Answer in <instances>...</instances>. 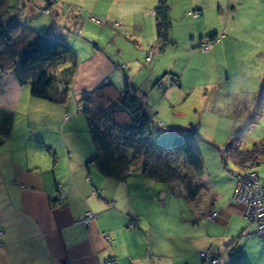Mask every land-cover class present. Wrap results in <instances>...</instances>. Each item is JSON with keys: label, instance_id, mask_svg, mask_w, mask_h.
Returning a JSON list of instances; mask_svg holds the SVG:
<instances>
[{"label": "crops", "instance_id": "crops-1", "mask_svg": "<svg viewBox=\"0 0 264 264\" xmlns=\"http://www.w3.org/2000/svg\"><path fill=\"white\" fill-rule=\"evenodd\" d=\"M159 1L153 0L149 7L145 6L147 0H133L126 5L129 8L121 12L125 18L130 11L141 10V19L126 22L132 35L114 31L113 40L98 49L78 42L74 35L77 28L70 29L66 24L58 28L60 23H66V18L53 21L51 30L37 31L60 37L76 54V67L62 68L48 89L20 85L16 78L20 56L5 55L0 49V118L7 114L12 117L9 133L0 137V264H106L109 260L117 264H212L202 259L205 252L222 258L220 264H264V259H256V255H264V243L257 242L253 226L243 219V206L232 201L234 180L227 177L222 185L210 181L214 175L215 180L223 175L216 171L215 161L213 172L207 177L199 174L192 185L174 183L166 187L144 178L140 172L131 174L124 183H116L101 176L93 165L86 166L95 151L78 107L93 89L111 83L122 90L128 84L144 95V105L151 116L153 112L157 114L155 102L159 99L155 98L160 97V81L166 83V88L181 86L189 75L188 64L199 56L213 63L235 51L236 41L228 30L237 15L238 0H169L171 24L163 50L156 44L153 14ZM114 3L96 0L91 6L97 15L110 18ZM148 12L149 18H143V13ZM12 16L10 12L0 16V31L13 20L33 29L27 24L31 25L34 14L22 19ZM208 18L212 30L199 32L198 27ZM219 32L226 36L202 53L198 49L201 39ZM107 33L110 35L111 31ZM90 39L99 45V37ZM117 43L118 52H111L110 44L116 47ZM172 43L177 60L159 67L161 59L155 63L154 56L172 48ZM130 49L134 53L128 54ZM104 52L115 55L111 59ZM149 52L152 59L147 62ZM80 53L85 57L82 60ZM259 60L263 65L264 55ZM210 68L211 72H203L202 77L210 74L216 81L206 85L205 95L229 77L228 73L213 72V65ZM201 73L199 70L192 79L196 81ZM165 76L175 83L164 80ZM164 88L162 83L160 89ZM163 96L170 97V91ZM27 102L33 107L35 123L18 131L16 114L24 111ZM251 105L247 106L249 113ZM168 124L169 129L162 130L153 121L161 132L180 130ZM116 136L120 146L126 140L145 141L141 134ZM156 136L151 137L155 140ZM151 137L145 143L152 152ZM139 156L141 164L152 163L149 154ZM256 173L264 183V174ZM190 187L195 191L191 200L187 197ZM56 192L64 195L61 207L53 205ZM87 211L93 212L94 218L85 225L80 218ZM209 212L215 213L212 220L206 219ZM243 234L250 237L239 239ZM250 252L255 253L252 259Z\"/></svg>", "mask_w": 264, "mask_h": 264}, {"label": "rangeland", "instance_id": "rangeland-1", "mask_svg": "<svg viewBox=\"0 0 264 264\" xmlns=\"http://www.w3.org/2000/svg\"><path fill=\"white\" fill-rule=\"evenodd\" d=\"M95 1L96 0H7L8 11L3 13L2 16L10 12L13 15L12 17L15 18V16H19V18L22 19V16H26L25 18H27L31 14H34L31 20L36 23L37 26L32 22L30 23L31 25L27 24V26L32 27L39 33H44L47 29L51 30L50 27L54 25L53 21L66 18L68 19L66 23L59 22L61 25H57L58 28L65 24L70 29L73 27L77 28V32L74 33L76 39H78L77 41L90 45L92 49H98L107 42L109 44V40H113L112 32L114 31L119 32L123 30L125 33L128 32V34L132 35V29L126 27V22H128L127 20L133 22V20L141 19V10L137 8L136 10L130 11L126 18L121 15V12L124 11L125 8H129L126 7V5L129 6L133 0H114L116 4L114 3L113 5L114 11L110 13V18L97 15L96 10L93 9L94 5L91 6ZM152 1L153 0H147L148 3H146L145 6L149 7V3H152ZM237 3V15L234 18V24H232V27L228 30L236 41L234 42L235 51L233 53L229 52L230 55L228 58L223 55L220 59L214 60L213 63L208 61L209 59H205V62L199 56L198 60H193L192 63L190 62L188 64L187 70L189 75L183 80L186 82H183L181 86L170 85L171 87L168 86L167 89L166 83L162 82L163 87L165 84V88L160 89L157 87L160 97L155 98L159 99L155 102L157 114L154 112L151 113L152 120L157 124V127L162 130H167L169 122L174 126L173 128L178 129L188 128L190 123H195L199 126V137L194 139L193 142L199 150L203 161V168L200 175L203 174L204 177L210 175L214 168L213 161H215L216 167L218 168L216 171L223 174V179L219 177L218 180H215V175L210 178V181L212 180V183L215 185H222L221 182H224L225 178H231V171H240L230 160H227L226 165L221 163L218 151L223 150V147L227 144L231 135L241 126H244L245 122L250 118L254 110V102L252 105L251 102L255 99V95L258 93L264 76V64L262 65V60H259L264 55V0H238ZM47 6L50 9H48ZM91 9L93 10L91 11ZM145 15H147L148 19V16L151 14L149 12L146 14L143 13V18ZM219 23L220 22H218V24ZM201 24L202 26L198 27L199 32H202V29L204 31L206 28H209L210 32V30H212L210 28H213L209 18ZM133 28L135 29V26H133ZM107 30L111 31L110 35L107 33ZM91 36L99 37V45L95 40L90 39ZM183 36L184 34L181 35V37ZM218 36V41L211 43L209 50L213 45L218 44L226 35L224 36V34L219 32ZM207 38L204 37L201 39V43L204 41L207 42L209 39ZM113 45L114 44H110L111 52L113 50L117 53L119 45L118 43L116 47ZM174 48L175 45L172 43V48L166 50L165 53L156 54L154 56V62L156 63L161 59L159 67L162 68L170 66L173 62L175 63L177 55ZM111 52L104 53L113 59L112 56L115 54ZM127 52L128 54L134 53L132 49ZM201 52L206 53L207 51ZM80 54L81 60L85 58L82 53ZM211 65L215 66L213 72L218 71L217 74L228 73L229 77L218 85L214 91L206 93L205 95L206 85L210 84L211 86L212 83L216 81L215 77H209L211 76L210 74L202 77L203 72H211ZM199 70L202 72L198 74L200 78L194 81L192 78ZM195 85L196 88L194 87ZM190 87H194V89H190ZM214 87L215 86H213V88ZM169 91L170 97H164L163 95ZM249 105H251L252 108L250 113L247 108ZM45 115L46 113L44 116ZM65 116L68 115H64V117ZM33 118V107H30L27 102L24 111H19L16 114L15 121L18 131H22L24 128L29 129V123H35ZM54 119L57 121V117ZM172 120L174 121L172 122ZM44 121L45 120H42V124ZM159 128L157 129L151 125L150 129L144 134L145 141L138 139L136 136L137 140L135 142V147L133 146V149L129 147V150L137 148L139 152L144 155L147 153L146 139L150 141L151 136L157 135L155 140L151 137V141L158 145V149H160L158 152L161 153L157 154V152H151L150 156L152 161L159 159L158 162H163L166 160L164 164L174 166L175 159L171 158L172 156H170V154L165 153V151L170 149L172 136L168 133L159 131ZM262 140H264V108L259 118H257L256 123L253 125L248 137L243 142L242 149L245 151L250 150L255 143ZM89 142H91L90 139ZM131 143V141H123V144L130 145ZM130 152L131 151H129V154L131 155ZM138 164H141L140 161ZM255 171H257L260 176L261 173L264 174V164H260L256 167ZM197 180L198 177H195V182ZM157 185L166 187V184L162 183H158ZM160 207L163 209L162 206ZM207 216L208 213L206 219ZM257 242L262 244L264 243V239L261 240L257 238ZM254 255V252H250L249 258L252 259ZM256 259L262 261L264 255L258 254L256 255ZM220 260V262H222V258Z\"/></svg>", "mask_w": 264, "mask_h": 264}, {"label": "trees", "instance_id": "trees-1", "mask_svg": "<svg viewBox=\"0 0 264 264\" xmlns=\"http://www.w3.org/2000/svg\"><path fill=\"white\" fill-rule=\"evenodd\" d=\"M7 11V0H0V16ZM153 14L156 44L163 50L168 44V31L171 24L169 0L159 1ZM216 37L217 35L214 34L208 40L213 41ZM0 49L5 55L20 56L19 67L16 70V78L20 85L32 84L48 89L55 84L56 75L62 68L67 65L72 68L76 67V54L63 39L39 34L15 20L2 27ZM253 102L254 110L248 121L231 135L223 150L218 151L221 163L224 165L227 160H230L240 170L249 167L255 171V168L264 162V140L255 143L250 150L242 149L243 142L264 108V76ZM80 103L82 104L80 114L86 121L87 132L95 151L94 158L86 166L93 165L104 178L116 183H124L131 174L140 172L144 178L155 183L166 185L179 183L189 186L194 183L195 177L202 171L203 161L193 142L199 137L197 124L168 133L172 136V142L170 149L165 153L175 159L174 166L164 164L166 160L158 162L159 159L152 161L151 158L152 163L144 162L139 166L141 152L137 148H134L135 152L129 150V147L132 149L133 146L135 147V141H132L130 145L120 146L117 134L119 136L122 134L144 135L151 125L153 126L152 117L144 105V95H140L130 85L127 84L122 90H118L111 83L101 84L84 96ZM9 116L10 114H7L0 118V137L2 134L9 133L12 121V117ZM1 142L0 138V144ZM150 145L154 148L152 152L161 153L158 152L160 150L158 145L153 142ZM129 151H131V155ZM146 151L144 156L151 154L148 146ZM232 179L234 180V178ZM194 192V187H190L187 191V197L190 200L194 198ZM251 225L253 226V235L256 236L254 234L255 227L253 224ZM241 237L247 240L250 235H240L239 239ZM256 238L260 239L257 236ZM211 256L212 258L216 257L213 254ZM208 260L213 264L212 259ZM237 264L243 263L239 261Z\"/></svg>", "mask_w": 264, "mask_h": 264}, {"label": "built area", "instance_id": "built-area-1", "mask_svg": "<svg viewBox=\"0 0 264 264\" xmlns=\"http://www.w3.org/2000/svg\"><path fill=\"white\" fill-rule=\"evenodd\" d=\"M219 36L213 40L202 42L200 45V51H208L211 43L218 41ZM152 53L149 52L145 58L147 62L151 61ZM164 80L175 83V80L171 77H165ZM158 87H162V81L158 83ZM82 107H78L80 112ZM231 177L235 180V190L232 194V201L243 206V219L254 225V234L260 239L264 238V183L260 181L257 173L254 169L243 168L239 172H230ZM95 195V193H94ZM64 195L59 192L54 194L53 205L55 207H61ZM215 217L214 212L208 213L207 220H212ZM94 218V213L87 211L80 218V222L87 225ZM133 227V224L130 225ZM2 233H0V236ZM203 260L212 259L213 264H220L218 257L212 258L210 252L201 254ZM106 264H117L114 260H109Z\"/></svg>", "mask_w": 264, "mask_h": 264}]
</instances>
